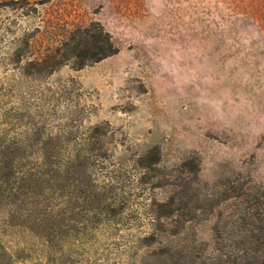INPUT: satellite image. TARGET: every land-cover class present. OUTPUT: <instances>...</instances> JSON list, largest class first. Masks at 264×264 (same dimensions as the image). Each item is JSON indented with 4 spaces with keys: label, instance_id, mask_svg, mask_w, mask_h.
Listing matches in <instances>:
<instances>
[{
    "label": "rangeland",
    "instance_id": "374dc122",
    "mask_svg": "<svg viewBox=\"0 0 264 264\" xmlns=\"http://www.w3.org/2000/svg\"><path fill=\"white\" fill-rule=\"evenodd\" d=\"M0 264H264V0H0Z\"/></svg>",
    "mask_w": 264,
    "mask_h": 264
}]
</instances>
